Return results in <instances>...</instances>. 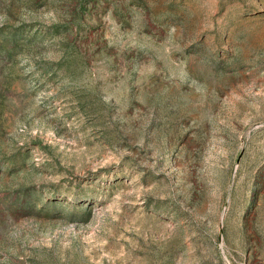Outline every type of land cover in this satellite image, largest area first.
I'll return each mask as SVG.
<instances>
[{"label":"rangeland","instance_id":"374dc122","mask_svg":"<svg viewBox=\"0 0 264 264\" xmlns=\"http://www.w3.org/2000/svg\"><path fill=\"white\" fill-rule=\"evenodd\" d=\"M0 264H264V0H0Z\"/></svg>","mask_w":264,"mask_h":264}]
</instances>
